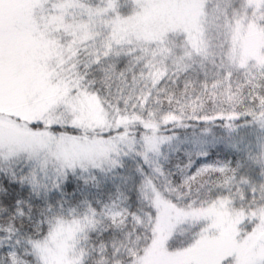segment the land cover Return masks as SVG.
Returning <instances> with one entry per match:
<instances>
[{
	"label": "snow or ice",
	"instance_id": "obj_1",
	"mask_svg": "<svg viewBox=\"0 0 264 264\" xmlns=\"http://www.w3.org/2000/svg\"><path fill=\"white\" fill-rule=\"evenodd\" d=\"M0 264H264V0H0Z\"/></svg>",
	"mask_w": 264,
	"mask_h": 264
}]
</instances>
